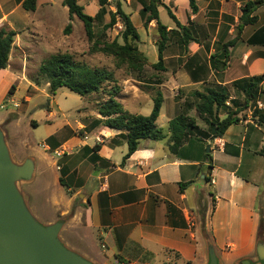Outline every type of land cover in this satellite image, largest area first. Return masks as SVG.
<instances>
[{
	"label": "crops",
	"instance_id": "obj_1",
	"mask_svg": "<svg viewBox=\"0 0 264 264\" xmlns=\"http://www.w3.org/2000/svg\"><path fill=\"white\" fill-rule=\"evenodd\" d=\"M24 1L0 0V28L7 27L17 33L9 66L0 70V86L8 79L12 87L19 74L26 81L25 69L22 67L19 71L20 54H25L21 43L34 40L33 36L47 41L51 35L49 12L40 22L31 20L39 13L40 0L35 12L25 11ZM248 1L197 0V14L191 12L188 0H164V4L183 26L194 22L200 27L213 28L215 24L224 28V21L231 16L235 25H231L229 41L234 38L241 9ZM146 4L149 3L138 2V14ZM180 7L183 18L177 14ZM163 10L159 9L160 22ZM259 11L257 24L244 28L242 39L231 50L224 71H215L204 46L194 43L188 59L190 64L177 70L166 82H173L168 86L170 92L179 90L191 100H184L183 106L174 96L168 101L164 92L167 86L163 84L160 90L163 105L169 102L171 107L168 130L163 132L165 139L140 140L137 151L124 164L128 152L125 133L104 126L79 136L73 132L63 133L65 127L77 129L71 123L60 124L45 139L44 150L48 156L41 158L28 155L19 161L11 147L17 163L22 164L29 158L34 160L33 179L43 178L48 191L54 187L60 190L57 196L63 201L54 199L50 205L52 218L44 226L63 221L59 238L69 250L93 264H208L210 242L219 264H260L254 257L257 256L260 220L264 219V103L258 101L240 113V122L232 125L222 138L190 137L177 154L170 150L173 142L169 130L170 121L180 115L194 118L191 116L196 112L194 94L206 88L227 90L231 107L232 100L244 104V95L235 93L237 96L232 97L230 88L235 81L264 76V68L257 70L261 65L264 67V28L253 36L264 27V7ZM128 14L133 22L135 14ZM170 20V24L161 23L172 30L175 23ZM155 25V21L150 23V26ZM200 60H206L205 65L195 64ZM12 61L16 68L10 66ZM123 83L121 97L117 100L130 114L140 115L136 109L141 106L142 96L134 93L136 111L131 113V107L122 99L129 89L127 82ZM16 106L18 104L14 103ZM231 111L236 108L232 107ZM10 113L14 112L0 117V126L7 123ZM226 116L227 112H220V118ZM90 117L86 125L78 121L83 130L94 119H102L97 111ZM160 117L161 113L158 121ZM19 120L20 115L7 123L14 135L13 127ZM46 122L52 123L49 118ZM31 124L38 125L34 120ZM50 137L55 140L49 143ZM15 138L23 146L16 135ZM25 198L31 213L39 214L27 194ZM49 199L48 195L46 200ZM63 232L68 233V239Z\"/></svg>",
	"mask_w": 264,
	"mask_h": 264
},
{
	"label": "rangeland",
	"instance_id": "obj_2",
	"mask_svg": "<svg viewBox=\"0 0 264 264\" xmlns=\"http://www.w3.org/2000/svg\"><path fill=\"white\" fill-rule=\"evenodd\" d=\"M142 1H146L147 3L150 2V0H109L106 6L107 13L100 16L98 15L100 11L98 0H78L79 4L83 6L85 13L96 18L94 27L95 42L98 41L101 45L104 42L111 43L115 40L121 45L124 44L122 39L124 27L120 20L111 30L105 32L103 29L104 26L110 22V14L116 13L117 4L121 5L126 14H128V12L135 14L136 18L133 20V25L140 35V41L136 43V46L142 56V61L139 63L142 67L134 69L129 67L127 63L119 68L117 65L118 61L115 57L100 52H92L91 48L93 43L88 41L83 22L76 16L70 19L68 8L63 6V0H40L38 4V9H40L39 13L31 17V20H34L35 23L36 21L40 22L39 20L42 21L44 19L42 16L49 12L51 16L49 20L52 26V29L49 30L51 31V35H48L49 39L47 41L35 36H33L34 40H24L21 45L25 49V54H20L19 71L22 67L25 69L24 78L26 81L21 79L22 76L19 74L18 81L14 83L16 87V92H14V94H10L11 84L8 79H5V82L0 86V101L2 100L0 104V117L13 111L14 113L12 115L10 113L8 117V123L11 122L12 118L20 115V122L13 127V130L17 138L22 141L23 146L16 140L14 133L11 131V125L6 123L1 126L2 129L6 131V139L9 148L11 149L12 147L15 157L19 161H22L28 155L37 158L48 156V153L44 150L45 139L48 137L49 133L53 132L55 128L62 123L67 125L66 123L69 122L77 127L75 131L71 130L69 127H65V129H62L63 133L69 132L71 134V132H73L74 134L80 135V132H83V127L79 126L78 121L83 125L88 124L92 113L97 111L98 103L107 99V96H105L103 92L83 98L66 88L59 89L56 95L52 96L46 79L39 76V68L42 62L51 55L58 53L67 54L72 56L75 61L84 63L92 69H102L112 72L115 75L117 84L121 87V91L124 86L123 82L126 81L129 89L126 95H122V99L131 107L129 108L131 113L137 110L140 115L145 117L151 114L154 106L153 98L157 95V92L161 90L162 85L165 84L169 80V77L174 75L177 70H182L186 67L185 65L190 64L188 59L191 58L190 54L193 51L192 48H194V43H191L188 47H184L181 44V35L178 33H171L167 49L164 53V66L166 71L160 72L154 69L153 66L158 62L160 33L157 24L154 27L150 26V24L145 26L142 12L138 14V2ZM162 2L164 3V0ZM262 7L258 8L254 13L258 18L260 14L259 10ZM177 14L183 18L181 7ZM241 15L242 9L240 17ZM240 17L233 31L234 38L229 41L234 40L237 36H239L238 42L242 39L243 31L240 35L237 31V27L240 24ZM227 20L228 21H224V25H226L224 28L222 25L219 26L215 24H213V28L200 27L194 22H190L187 25V27L192 30L197 44L204 46V50L207 52L206 54L210 55L209 61L213 69L217 59L224 60V45L229 42L227 38L231 30V25H235L233 24L235 22L231 16H228ZM161 22L163 24H170L171 22L165 10L161 12ZM227 23L230 24V26H227ZM69 24L72 25V32L69 35H65L64 30ZM256 24L249 26H255ZM263 28L264 27L257 30L253 36L258 35L261 30L263 31ZM172 30L180 32L176 24ZM233 48L229 49V54ZM203 51L201 50L202 53ZM237 56L238 55H235V58H237ZM205 61H195V64H204ZM11 65L16 68L14 61L10 63V66ZM263 68V65H261L257 67V70L262 71ZM233 72L235 71L232 70V73ZM1 79H4L3 76ZM131 80H133V82H131ZM28 83H30V85ZM114 85L115 84L112 86ZM171 85H173V82L171 84L166 83L167 87H164V92L168 101L174 96L177 102H179V105L183 106L187 100H191L189 95L179 90L176 93L170 92L171 88L168 86ZM211 85L215 84L212 83ZM105 86L108 89L111 88V86ZM173 88L175 89L176 87ZM135 92H138L142 96L139 100L141 106L136 110L133 108L137 103L135 100ZM230 93L232 97L237 96L232 87L230 88ZM118 97H121V93ZM11 100L14 102L11 103ZM241 101L243 102L242 99ZM258 101L264 103V96L258 99ZM14 103H17L18 106L14 107ZM169 113H171V107L170 103L167 102L163 105L160 120L157 122L158 127L163 132H167L168 130ZM191 116L195 118L199 126L206 129L204 122L199 119L196 112H192ZM48 118L52 123L46 122ZM31 120L36 121L38 125L33 126ZM78 127H80L79 130ZM24 184L25 185H23V183L19 184L20 189L22 192L24 191V195L27 194L29 196L32 207H38L39 209V214L33 212L34 216L39 223L46 225L48 220L52 218L53 211L50 205L54 203V199L60 203L63 201L58 197L60 190L54 187L52 191H48L45 180L40 176ZM64 191H66V189ZM48 195L51 199L46 200ZM54 196L56 197L53 198ZM63 236L68 239L67 232H63ZM207 239L210 240L209 236H207ZM263 240L264 239L261 238L260 242L264 243ZM256 258L257 256L254 257V259Z\"/></svg>",
	"mask_w": 264,
	"mask_h": 264
},
{
	"label": "trees",
	"instance_id": "obj_3",
	"mask_svg": "<svg viewBox=\"0 0 264 264\" xmlns=\"http://www.w3.org/2000/svg\"><path fill=\"white\" fill-rule=\"evenodd\" d=\"M39 0H25L22 4L23 9L27 12H35ZM109 0H98L100 16L105 15L106 6ZM163 0H150L149 4L143 6L142 16L145 26L155 21L160 33V41L158 44V62L153 66L160 72L166 71L164 66V53L170 40V34L178 33L181 35V44L188 47L191 43H197L193 36L192 30L180 24L172 11L162 2ZM191 12L197 14L199 11L197 0H188ZM63 6L68 8L70 19L76 16L83 22L86 36L90 43H93L92 52H100L113 56L118 61L120 68L127 63L129 67L134 69L142 67L139 64L142 56L138 51L136 43L140 41L138 34L130 15L126 14L120 4H117L116 13L110 14V22L104 26V31L111 30L120 20L124 27L122 39L124 44L121 45L117 40L102 45L95 42V21L96 18L85 13L83 6L78 0H63ZM264 6V0H250L242 7V15L240 24L237 27L239 35L245 27L254 25L258 21V17L254 15L255 11ZM164 8L168 16L174 21L180 32L168 28L160 22L159 9ZM72 32V25L69 24L65 30V35ZM17 33L9 30L7 27L0 28V70H6L9 66L11 50L15 42ZM239 36L224 45V60L215 61V71H224L228 67L230 59L229 49L236 46ZM39 76L46 79L49 84V91L52 96L56 95L61 88H66L71 92L81 96L88 97L93 94L104 93L107 100L97 105V112L102 119H94L79 136L84 133H91L100 126L114 129L125 133L124 137L127 141L128 152L124 156L123 164L138 149L140 140L161 141L165 139V134L158 127L157 122L161 113L164 98L160 91L153 98L154 106L148 117L142 115L130 114L123 105L117 100L121 87L117 84L115 75L112 72L102 69H92L86 64L77 62L74 58L67 54H54L44 60L39 68ZM115 84L114 86H112ZM161 84V83H160ZM105 85L111 86L108 89ZM232 87L238 96L244 95V104H240L238 100H232V107L236 111H231L232 107L228 105L230 94L224 89L206 88L203 92L194 94L195 109L199 118L206 125V129L202 130L196 123L195 119L188 115H180L169 123V130L173 145L170 146L172 153L177 154L182 145L189 140L190 137H199L202 139H218L222 138L226 131L241 120L239 114L247 110L251 105L255 104L262 96H264V76L251 77L233 82ZM15 85L10 89V94H14ZM220 112H227V116L220 118ZM258 112V111H255ZM263 119V116H260ZM55 140L50 137L48 142ZM210 181V178H207ZM63 184V182L61 181ZM64 185V184H63ZM65 186V185H64ZM264 232V219L261 218L259 225L258 239L262 238Z\"/></svg>",
	"mask_w": 264,
	"mask_h": 264
},
{
	"label": "water",
	"instance_id": "obj_4",
	"mask_svg": "<svg viewBox=\"0 0 264 264\" xmlns=\"http://www.w3.org/2000/svg\"><path fill=\"white\" fill-rule=\"evenodd\" d=\"M34 167L32 158L22 164L14 160L0 126V264H93L61 242L63 221L44 226L29 210L19 184L33 179ZM260 240L257 261L264 264V243ZM208 244V264H219L213 246Z\"/></svg>",
	"mask_w": 264,
	"mask_h": 264
}]
</instances>
